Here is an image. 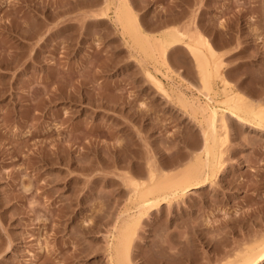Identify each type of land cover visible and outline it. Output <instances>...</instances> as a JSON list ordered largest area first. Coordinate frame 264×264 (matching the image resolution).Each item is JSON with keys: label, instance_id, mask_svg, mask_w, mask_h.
I'll return each mask as SVG.
<instances>
[{"label": "rangeland", "instance_id": "1", "mask_svg": "<svg viewBox=\"0 0 264 264\" xmlns=\"http://www.w3.org/2000/svg\"><path fill=\"white\" fill-rule=\"evenodd\" d=\"M79 1L0 0V264H110L107 249L127 193L109 179L122 182L131 172L145 180L148 158L176 173L201 149L202 116L178 96L198 95L193 55L182 45L166 61L130 51L129 43L138 46L131 33L121 36L110 17L94 20L106 0H85L93 5L81 8ZM128 2L154 39L169 42L175 28L197 30L216 50L212 65L233 90L264 104V0ZM67 4L70 11L61 13ZM49 10L55 17L46 19ZM213 81L222 98L220 77ZM227 123L224 166L214 184L145 217L132 264L200 263L205 256L217 264L264 232V130L229 116ZM119 153L118 163L103 161ZM166 232L180 243L167 239L162 247Z\"/></svg>", "mask_w": 264, "mask_h": 264}, {"label": "bare ground", "instance_id": "2", "mask_svg": "<svg viewBox=\"0 0 264 264\" xmlns=\"http://www.w3.org/2000/svg\"><path fill=\"white\" fill-rule=\"evenodd\" d=\"M90 1L93 2L94 0H90ZM90 1L81 0L79 2H76L77 3L76 7L80 6V8H81V7H85V6H88V7L92 6L93 3H91ZM98 1H100V0H98ZM64 5H65V2H64ZM105 6H106V8L103 9L102 12L100 11V13H94L96 10L94 12H93L94 9L91 10L94 14V17H95L94 20H96L98 22H103L104 19H106V17H110L113 24L117 28L120 29V32H121L120 35L123 34L124 38H125V34L127 36V33H128L127 37H129L130 36L129 33H131L132 35H131L130 39L134 36L136 39L134 37H133V39L137 41L138 46H136V44L131 45L129 43V46L131 48L130 51L132 49H133V51L134 50L138 51L139 49H142V50H145L146 52L149 51L152 54L159 55V57H161L162 59H164V61H166L170 49L176 48L180 45L185 47L193 55V59H194V62H195V65H196V68H197V71L199 74L200 85L197 88H196V86H194V89L196 88L198 95L203 97V100H200L198 95H193L192 97L189 98L187 96H184L183 92L178 94L179 98H181L182 101L185 102L193 110V112L200 114L202 116L201 117L202 121H199V124L202 127V145H201L200 151L193 154V156H192L193 162L191 164H189L185 169H183L179 172L167 173V172H162V170H160L158 168V166L154 162V160L151 158H148L147 162H146V168L147 169H146V179L145 180L141 181V180L136 179V176H135L136 173L135 172H134L135 174L128 172L124 176H121V177L118 176L121 178L122 182H120L116 178H110L109 179V181L112 182L113 184H116V183L122 184L125 187V188H123V190H126V193H127V204H126L125 208L123 209V211L120 212V214L118 215V218L114 224V231L112 233V241L110 242L108 249H107V251L110 255V264H132L131 250L133 247V242L135 240V237L138 233L139 227L142 223V220L145 217L150 216V214L153 211L162 210L164 208V205H167L169 208H171V206L174 203L180 204L184 200V197L186 196V194L189 191H191L193 189H201V188H203L209 184H214V180L217 178L219 171L224 166V161L222 159L223 158L222 145L225 142L227 135H228V131H229V126L227 123L228 116L231 117L235 123H243L245 125H250V126L255 127L257 129L264 130V104L254 103L251 100H249L246 96L241 94L239 91L233 90V88L230 85V82L218 71L219 69L217 68V66L212 65V58L215 57L216 50L214 49V47L212 46V44L208 40H204L202 38V36L197 32V30L190 31V30L186 29V30L182 31V30L175 28L173 30V39L170 40L169 42L165 43L163 38L154 39V38L148 36L144 32V30L142 29V26L139 24L140 22H138L137 15H135L133 13V10L130 7L128 0H106ZM56 9H58V7ZM66 9H68V4H67ZM111 9L114 13L113 17H111V15L109 16V12H110L109 10H111ZM69 11H70V9L65 10L61 13L66 14ZM84 11H87V10H84ZM55 12H56V10H55ZM58 12H59V9H58ZM85 13H87V12H85ZM85 13H84V15H85ZM48 14H50V15H47L46 13L43 12V15L46 17V19L49 16H52V17L54 16L53 11H50V13H48ZM80 16H81V14H80ZM82 17H83V15H82ZM38 19H40V18H38ZM83 19H85V18L83 17ZM33 21H34V19H33ZM90 21H92V20L90 19ZM25 24H26V22H25ZM66 24H68V23H66ZM87 24H89V23H87ZM103 24H105V23H103ZM94 25H95V23H94ZM38 27H39V25H38ZM92 27H94V26H92ZM12 28H14V26ZM66 28H68V27H66ZM84 28H86V27L84 26ZM21 29H23V28H21ZM79 29L81 30V31L79 30L81 34H83L85 32L82 30V27H80V26H79ZM90 29H92V28H90ZM30 30H32V29H30ZM60 30H61V26H60ZM36 31H37V28H36ZM75 31H78V29ZM66 32H67V30H66ZM18 33H21V32H18ZM25 33H26V31H24V34ZM87 33L89 34V30L87 31ZM43 34H44V32H43ZM58 34H60V33H58ZM26 35L27 34H25V36ZM41 35H42V33H41ZM46 35H48V34H46ZM67 36H68V34H67ZM69 36H70V34H69ZM77 38H78V36H77ZM67 39L69 40L70 38H67ZM83 40H86V39H83ZM136 41H135V43H136ZM70 42H71V39H70ZM73 44L69 45L68 47L71 46V48H72ZM66 47H67V45H66ZM73 47H74V45H73ZM20 49H22V48H20ZM69 50H71V49L69 48ZM78 51H77V53H78ZM66 52H68V51H66ZM38 53H39V51H38ZM148 57H150V56H148ZM153 59H154V57H153ZM142 62H143V60H142ZM158 72H159V70H158ZM147 75L155 84L157 91H159L162 94L169 96V94L167 93V90H166V88H165V86L161 80H159L155 75H153L149 71L147 72ZM216 76L220 77V80L223 83V89H222L223 97L222 98H217L218 94L214 89V81L213 80ZM79 97L80 96H78V99H80ZM83 97H86V96H83ZM70 98H71V95H70ZM73 99H77V98L73 97ZM188 145H189V142L186 143V146H188ZM122 150H124V149H122ZM117 151H118V148H117ZM119 152H120V150H119ZM113 154H114V152H113ZM179 154H181V153H179ZM107 156L109 157V155H107ZM111 156H112V154H111ZM111 156H110V158H111ZM121 156H122V153H121ZM121 156H120V153L118 156H115L116 157L115 159H112V158L110 159L108 157L106 158V156H105V158H103V161L105 163H112L114 165V164L118 163L119 160L120 161L123 160L124 155L122 157ZM128 157H129V155H128ZM128 157L125 156L124 158L126 159ZM171 157H172V155H171ZM133 158H134V155H133ZM133 158H132V161H133ZM173 158H171L169 160L166 159V160H168L167 161L168 165L173 164V162H174ZM137 177H140V176H137ZM175 236H176L175 232H170V233L166 232V234L163 236L164 240L162 239V241H160V245L162 246L161 243L166 241L167 239H170L172 241H177L178 243H180V239L174 240ZM207 242H209V240H207ZM248 242H249V244L240 248L235 253V255L233 257H227L225 260H221L217 264H263L264 263V232L259 236L256 235V237L249 238ZM207 244H210V242ZM178 250L179 251L177 252L176 256H180L179 258L182 259V254H183L182 249L181 250L178 249ZM139 254H140V252H139ZM143 259L144 258H141V260H143ZM205 259H206L205 262L196 263L193 260H189V261H187V263H190V264H212L213 258L211 256H205ZM163 264H168V263L164 262Z\"/></svg>", "mask_w": 264, "mask_h": 264}]
</instances>
